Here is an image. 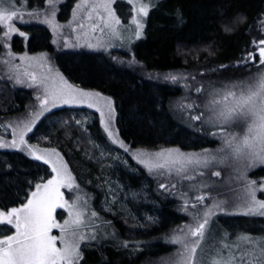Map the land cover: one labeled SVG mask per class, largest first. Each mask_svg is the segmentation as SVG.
Instances as JSON below:
<instances>
[{
    "label": "trees",
    "instance_id": "16d2710c",
    "mask_svg": "<svg viewBox=\"0 0 264 264\" xmlns=\"http://www.w3.org/2000/svg\"><path fill=\"white\" fill-rule=\"evenodd\" d=\"M262 20L264 0H160L150 12L144 38L135 46L138 65L157 71L148 79L137 73L139 68L120 66L119 57L104 53L85 50L67 53L58 56L57 63L73 85L113 98L119 135L131 148L204 150L214 143L209 126L201 124L195 128L183 116L178 118L179 113L171 104L184 90L155 77L161 78L162 71L180 69L183 74L177 73L187 79L191 76L194 84L186 88L199 87L212 92L224 82L245 77L249 69L257 71L258 67L252 63L246 67L242 57L249 52L258 56L253 41L258 43L264 39ZM31 30L27 44L30 52L53 50L47 28L34 26ZM23 41L16 36L15 49L24 50L20 47ZM221 65L227 67L221 68ZM228 74L232 78L225 80L223 76ZM2 85L0 82V119L9 114L5 111H22L31 100L28 91L7 87L3 92ZM187 92L197 99L191 101L195 103L192 110L200 111L203 99H199L198 93ZM28 140L31 144L61 150L74 175L94 190L96 197L100 192L94 189L96 186L108 190L121 183L147 198L135 200L120 196L111 204L108 197L110 203L106 205H110V211L119 212L104 214L113 218L112 224L132 242L131 251H82L79 264H146L153 260V264H169L173 251L164 240L166 232L189 220L188 211L193 202L183 203L176 197L162 195L156 189L157 181L144 167L130 158L124 164L121 156H114L112 152L116 149L109 144L96 113L85 108L54 110L36 125ZM51 176L48 165L16 151L0 150V208L19 206L26 201L35 183ZM247 176L251 180L264 178V165ZM181 203L187 204L189 216L181 210ZM239 216L244 218L248 214ZM9 228L0 225V233L12 234L13 229L9 231ZM138 240L144 244L136 245Z\"/></svg>",
    "mask_w": 264,
    "mask_h": 264
},
{
    "label": "rangeland",
    "instance_id": "374dc122",
    "mask_svg": "<svg viewBox=\"0 0 264 264\" xmlns=\"http://www.w3.org/2000/svg\"><path fill=\"white\" fill-rule=\"evenodd\" d=\"M159 1L160 0H152V5L150 6L148 16L141 18L135 9L139 6V3H149V0H132V3H129V0H112L111 8L114 11L115 16L120 20L121 23L117 26V32L119 33V35H111L107 28H104V31L101 32L99 28L93 31L89 27L90 24H98L99 21L96 20L95 14H93V19L91 21L87 19V13L91 11L88 5L97 3L99 2V0H53L55 4L54 9L51 5H49L48 0H12L15 9L19 13L18 18H14L13 20L14 27L18 29V31L12 32L10 36L6 37L4 35V32L7 31V28L4 25H0L2 28L0 33V82H3L4 85H2L3 92L7 87L12 90L28 91L30 93L31 100L26 104L25 108L22 111H5V113L9 114L5 118L0 119V141H3L6 144H10L13 139V129H15L16 136L18 138L20 132L24 130V125L35 119V113L41 112L40 100L38 99V97L42 98L44 96V87L39 83L42 75L49 74L50 69V75L54 79L58 80L57 73H59L61 76H63L64 79L67 80L58 66V56L60 57L61 55L67 53L83 50L89 52L104 53L109 57L117 56L119 57L118 65L130 68L137 67L139 68L137 73L148 79L150 77V74L155 71L146 70L145 68H143L144 66L140 67L138 65V63L136 62L137 58L135 55V46L141 39L144 38L150 12ZM77 4H81L83 5V7L77 9ZM53 11L55 12L54 18L52 16ZM100 11L102 12V10ZM74 12L76 13L75 17L73 16ZM29 13H32V15H29ZM133 17L141 19L142 23L144 24V28L141 30V35L139 36V38H137L135 35L136 26L132 24ZM46 19L52 20L53 24L57 26L55 31H53L52 25L45 23ZM80 24H83L84 27L81 28ZM34 26H44L49 30L51 34V44L53 47L52 51L37 50L30 52L27 49L28 41L32 36L31 29ZM101 27H103V25H101ZM20 33H23V35H21ZM16 36L24 40L20 45V47L22 46L24 50L18 51L17 49H15L13 40ZM9 53H11V55H9ZM25 54L27 55V57L35 59L21 60L20 57L25 56ZM133 57L135 62H132ZM4 61H8V63L6 64L4 63ZM25 70L36 74V83H33L27 77H23V83L16 82V72H24ZM257 71L253 70V73ZM177 72L183 74L180 69L172 71H162L159 72L164 73L162 74L161 78L155 77V79L166 81L167 83H173L184 90L183 94L175 98V100L171 104L176 112L179 113V115L177 114V117H184L188 119L190 126H193L195 128L199 127L201 124H203L204 126L208 125L210 136L212 139H214V143L207 146L206 149L210 150L212 153H216V151L220 147H222V141L219 135L213 136L211 133H219V128L205 123L208 116L210 115L207 105L212 98L210 95L211 92H207L203 88L202 92H197L196 89L193 90L192 88H186L190 87L189 84L192 86L194 85L192 84L191 76L188 77V79L183 78L182 75ZM248 74L249 73L245 74L244 76L246 77ZM171 76H175L176 80L173 81L172 79H170ZM223 77L225 80L232 78V76L229 74L224 75ZM68 83L72 84L69 81ZM30 84L32 85L31 87L29 86ZM225 84L228 83L224 82L222 87ZM84 90L97 91L91 89ZM187 91L198 93V95H200L199 99H203L200 104L204 105L199 107L200 111L192 110V108L195 106V103L191 101H196L197 99L191 98ZM100 93L103 96L110 97L113 101L114 114L109 122V130L113 132V137H109L107 133L104 132V125L100 120V112L97 111L95 107L89 108L87 104H58L54 108L43 111L40 117L38 119H35V124L33 125L32 130L25 131L24 134V139L28 145L36 146L41 150L55 149L60 154L63 161L67 164L69 172L76 178V184L79 186V189H74L72 191H69L68 189H62V191L65 193V199H67L71 203L76 195H80L83 200L87 201V206L85 207L86 227L84 228V232L86 236H91L93 233H95L96 239H85L83 242H81L82 256V251H131L129 250V245L132 242L127 238H124L122 235V230L112 224L111 221H113V218L109 219L108 216L104 214L106 212L115 214L119 211L116 210L115 212H111L110 205L106 204L110 202L111 204H113V202L116 201V197L119 199L120 196L125 199L132 198L135 200L140 198L141 200H146L147 198L145 196L141 197L143 193H139L135 189L126 188V186L121 183L117 184V188H109L108 190L96 186V188L94 189H96L97 191L98 189L100 190L99 194L96 197L94 190L89 189L87 186L83 185L82 180L74 175L69 163L67 162L61 150L57 148L31 144L29 142V135L35 130L36 125L47 114H50L54 110L65 107L85 108L93 113H96L99 118L102 130L107 140L109 141V144L116 149L114 150V152L110 151L114 156H121L123 158L122 161L124 160V164H127L126 161L128 160V158H130L138 165L144 167V169H146L148 173L157 181L156 189L160 190L162 195L176 197L177 199H181L183 203L193 202V204H196V208L190 206L188 212L191 215L189 217V220H187L185 224L170 228L166 232V237L164 240L166 241V243H168V245L172 247L173 251L171 258L169 259V264H173L174 261L179 259L177 253L182 250L180 244L170 242L171 237H183L184 233L188 231L189 227H194L196 225L197 219H199L200 222L203 221L204 211H206L207 208H211L213 202H218L221 200L227 201V203L224 205V208L226 210H213L214 215L209 217V223L206 226L205 239L201 241V247L197 249V260L199 261L201 260V258H203L206 264H211L212 259H219V257L217 256V250H222V255L225 258L228 256L229 251H231L232 254L236 257L237 264H240L242 254V264H248L249 261H254L255 264H259V260L261 259V248H264V215H259L257 212L255 214H248V216H244V218H241L239 216L242 213L245 214L246 211V209L243 207L245 200L244 188L246 180L243 179L241 175L244 171L242 164L234 160H229L225 164H217L214 162L210 166V169L200 168L193 170L192 168H189L187 174L194 177L192 180L182 178L183 174L178 175L175 169H173L170 175L164 169H153L151 172H149L148 168L145 167V165L139 163L136 159V154L138 152L147 153L151 155L153 159H156L154 154L161 151L166 152L167 150H179V152L183 154H202L205 149L197 151H184L177 147H165L158 150L131 148L128 144L122 141L119 135L117 126V111L113 98L102 92ZM189 105H191V107H188ZM102 110L105 111V120L109 121L107 109L103 108ZM195 116H200V119H193V117ZM113 139L122 141L126 146L127 151L125 150V148H121L119 143H113ZM0 150L16 151L24 154L30 159L35 160L27 154L23 146L19 149L5 147L0 148ZM173 155H175V152L173 153ZM39 162L43 163V161ZM262 166L263 165H258L248 169L247 174L253 170H258ZM237 169H239V171ZM201 171L204 172V176H200L198 174ZM211 171H219L221 175L219 177L212 176L210 174ZM51 177L49 179H51ZM247 180L251 179H249L247 176ZM253 180L257 181V199L264 200V190H261L260 187L261 184L264 183V178L258 177ZM259 180L262 181L258 182ZM161 184L165 185V187L162 188ZM202 184H206L207 187L201 188L200 186ZM173 185H175V187H173ZM201 194L205 196V199L203 202H197L196 197ZM108 197L111 198L110 202H107ZM183 203L180 204L181 210H183V212H186L185 214L189 216L186 211L187 207L184 206ZM98 205L100 209L98 208ZM90 211H95L97 213V217H91L88 214ZM56 215L57 220L61 223L63 222V219H67V211L64 209H57ZM194 216L196 217V219H194ZM234 217H237V220H233L235 219ZM143 227L148 228L146 226ZM14 231L15 230L13 229V232ZM225 233H227V236H225ZM53 234H58V230H53ZM241 236H248L251 239L242 240L239 238ZM194 239L196 238L189 237L185 242L190 243ZM123 242L127 243V247L122 246ZM225 243L230 246L228 249H225L223 247ZM135 244L142 245L144 244V241L138 240L135 241ZM118 246H120L121 249H118ZM153 261H148L146 264H153Z\"/></svg>",
    "mask_w": 264,
    "mask_h": 264
},
{
    "label": "snow or ice",
    "instance_id": "6c2138e0",
    "mask_svg": "<svg viewBox=\"0 0 264 264\" xmlns=\"http://www.w3.org/2000/svg\"><path fill=\"white\" fill-rule=\"evenodd\" d=\"M49 5L55 8L53 0H48ZM112 0H99L97 3L88 5L91 11L87 13V19L91 21L93 14L99 21L98 24H90L89 27L95 31L97 28L101 32L107 28L111 35H119L117 26L120 25V20L115 16L111 8ZM132 3V0H129ZM7 5V6H6ZM152 0L149 3H139L136 7L138 15L143 18L147 17L150 11ZM83 7L77 4L76 8ZM102 10V12L100 11ZM32 15V13H29ZM76 13H73L75 17ZM19 13L15 9L12 0H0V25H4L7 31L4 35L10 36L12 32L18 31L14 27L13 20L18 18ZM54 18L55 12H52ZM45 23L53 26V31L56 30V25L52 20L46 19ZM261 30L264 31V20L260 21ZM132 24L136 26L135 35L137 38L141 35V30L144 24L141 19L133 17ZM103 25V27H101ZM83 28L84 25L80 24ZM2 30V29H0ZM225 30H229L227 27ZM23 35V33H20ZM256 46L258 56L255 52H249L242 57V62L247 67L248 63H252L258 67L257 72H251L246 77L236 79L228 84H225L220 89H214L210 93L211 100L208 102L210 115L205 123L211 124L219 128V133H211L213 136L219 135L222 141L216 153L205 149L202 154H183L179 150H167L155 153V158L147 153L138 152L136 159L139 163L145 165L149 172L153 169H164L170 175L175 169L178 175L183 174L182 178L192 180L194 177L188 175V169H210V166L215 162L217 164H225L229 160H234L242 164L244 171L241 174L246 180L245 184V200L243 207L246 209L245 214L264 215V200H258L256 197V180H247L248 169L264 165V39L253 41ZM11 55V53H9ZM24 59H35L25 56ZM258 60V65H257ZM134 57H133V61ZM8 63V61H4ZM227 67L221 65V68ZM23 77H27L33 83L37 82L35 73L17 71L15 79L17 83H23ZM57 79H54L49 74H44L40 78L39 83L44 87V96L38 97L40 100L41 112L34 114L35 119H38L43 111L56 107L58 104H87L89 108L95 107L100 112V120L104 125V132L109 137H113V132L109 130V122L114 114L113 101L110 97L103 96L98 91H86L76 87L57 73ZM11 78V77H10ZM170 79L176 80L175 76ZM194 79V77H193ZM32 86L31 84L29 85ZM202 88H197L196 91H202ZM188 107H191L189 105ZM109 121L105 120V111ZM203 115V113H202ZM35 119L24 125V130L16 136V131L13 129V139L10 144L0 141V148L11 147L19 149L23 146L27 154L38 161H43L44 164L51 168L53 174L51 179L46 182H37L34 184V190L27 196L26 202H21L17 207L0 208V225L8 229H14L12 234L0 233V264H79L83 259L81 253V242L85 239L95 240L96 234L86 236L84 228L85 207L87 201L83 200L80 195H76L70 203L65 199V193L62 189L72 191L78 190L76 178L69 172L67 164L63 161L60 154L55 149H39L36 146L28 145L24 139L25 131H31L35 124ZM193 119L199 120L200 116H195ZM79 123V122H78ZM113 143H119L121 148L126 146L122 141L113 139ZM175 152V155L173 153ZM239 171V169H237ZM204 176V172L198 173ZM210 174L219 177V171H211ZM43 181V178H41ZM161 187L165 185L161 184ZM175 187V185H173ZM201 188L207 187L202 184ZM261 190H264V183L261 184ZM204 195L196 197L197 202H203ZM83 200V202H82ZM225 200L213 202L211 208H207L203 213V221L197 219L194 227H189L183 237L172 236L170 242L181 245V251L177 253L178 260L173 264H206L201 258L197 260V249L201 247V241L205 239L206 226L209 223V217L214 215V209L225 211ZM187 207V204H186ZM196 208V204L192 205ZM57 209L67 211V219L63 222L57 220ZM259 210V211H258ZM91 217H97L95 211L88 213ZM194 219L196 217L194 216ZM110 223V222H109ZM53 230H58V234H53ZM227 236V233H225ZM189 237L196 239L190 243L185 242ZM242 240H250L248 236L239 237ZM123 247H127V243H122ZM225 249L230 246L225 243ZM261 259L259 264H264V248H261ZM219 259H212L211 264H237L236 257L229 251L225 258L222 255V250H217ZM243 261L241 255L240 264ZM248 264H255L254 261H249Z\"/></svg>",
    "mask_w": 264,
    "mask_h": 264
}]
</instances>
